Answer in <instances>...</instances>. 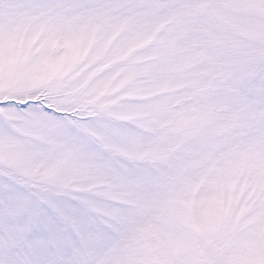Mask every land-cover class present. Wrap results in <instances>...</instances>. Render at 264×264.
Returning a JSON list of instances; mask_svg holds the SVG:
<instances>
[{"label":"snow or ice","instance_id":"6c2138e0","mask_svg":"<svg viewBox=\"0 0 264 264\" xmlns=\"http://www.w3.org/2000/svg\"><path fill=\"white\" fill-rule=\"evenodd\" d=\"M0 264H264V0H0Z\"/></svg>","mask_w":264,"mask_h":264}]
</instances>
